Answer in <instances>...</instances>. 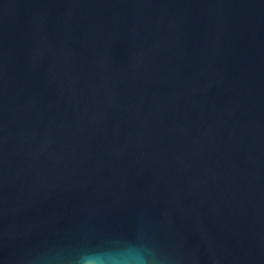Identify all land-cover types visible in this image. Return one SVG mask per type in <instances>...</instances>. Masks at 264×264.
I'll list each match as a JSON object with an SVG mask.
<instances>
[{
    "label": "water",
    "instance_id": "water-1",
    "mask_svg": "<svg viewBox=\"0 0 264 264\" xmlns=\"http://www.w3.org/2000/svg\"><path fill=\"white\" fill-rule=\"evenodd\" d=\"M129 242L264 264V0H0V264Z\"/></svg>",
    "mask_w": 264,
    "mask_h": 264
},
{
    "label": "clouds",
    "instance_id": "clouds-1",
    "mask_svg": "<svg viewBox=\"0 0 264 264\" xmlns=\"http://www.w3.org/2000/svg\"><path fill=\"white\" fill-rule=\"evenodd\" d=\"M49 264H166L144 244L129 242L120 247L84 250L73 257L70 253L54 256ZM167 264H176L172 259Z\"/></svg>",
    "mask_w": 264,
    "mask_h": 264
}]
</instances>
